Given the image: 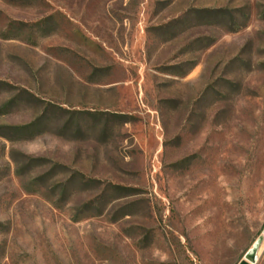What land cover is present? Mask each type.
<instances>
[{"label": "rangeland", "instance_id": "rangeland-1", "mask_svg": "<svg viewBox=\"0 0 264 264\" xmlns=\"http://www.w3.org/2000/svg\"><path fill=\"white\" fill-rule=\"evenodd\" d=\"M264 264V0H0V264Z\"/></svg>", "mask_w": 264, "mask_h": 264}, {"label": "water", "instance_id": "water-1", "mask_svg": "<svg viewBox=\"0 0 264 264\" xmlns=\"http://www.w3.org/2000/svg\"><path fill=\"white\" fill-rule=\"evenodd\" d=\"M238 264H253L252 262H250L247 259H242Z\"/></svg>", "mask_w": 264, "mask_h": 264}]
</instances>
